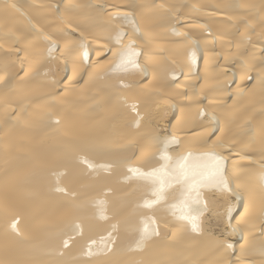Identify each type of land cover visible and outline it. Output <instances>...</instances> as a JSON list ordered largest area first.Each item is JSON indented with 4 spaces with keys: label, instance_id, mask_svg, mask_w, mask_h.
Instances as JSON below:
<instances>
[{
    "label": "bare ground",
    "instance_id": "1",
    "mask_svg": "<svg viewBox=\"0 0 264 264\" xmlns=\"http://www.w3.org/2000/svg\"><path fill=\"white\" fill-rule=\"evenodd\" d=\"M173 138L232 190L199 189L195 232L129 171ZM262 173L264 0H0V264H264Z\"/></svg>",
    "mask_w": 264,
    "mask_h": 264
},
{
    "label": "snow or ice",
    "instance_id": "2",
    "mask_svg": "<svg viewBox=\"0 0 264 264\" xmlns=\"http://www.w3.org/2000/svg\"><path fill=\"white\" fill-rule=\"evenodd\" d=\"M123 18L128 20L129 14L125 13ZM137 31H139V29H137ZM122 35V33H117V43L122 42ZM45 39H48V37H45ZM133 44L134 42L130 41L127 47L114 54L119 57V60L115 65L116 68H123L127 70L129 68L139 67L135 60V57L139 55V52L134 49ZM80 47L84 49L83 58L84 61L87 62L89 59V51L83 44H81ZM54 50H59L55 41H53L51 46H49V54H51ZM132 108L135 110V105H132ZM174 142H176L174 138L171 141L165 142L163 149H161L159 153V161L162 162L160 163L159 167H153L147 172L132 168H129V171L139 179L146 181L152 188V195L154 199L146 200L143 205L145 208L151 209L153 206L158 205L161 202H165L167 196L166 190L171 188L174 184L182 191V194H186V198L183 202L186 206V211L181 218L187 220L190 223L192 230L195 232L199 230V216L202 215L208 207L206 201L204 202L203 208L199 207L201 203L199 189L207 184H211L216 188L222 189L223 191L231 192L232 190L230 188L229 182L224 179V176L220 171L219 164H217L214 172L207 173L204 170L193 169L189 166L188 161L191 158V153H189L187 156H181L173 159V157L168 154V144ZM204 155L212 159L219 160V157H217L214 153H205ZM81 162L86 163L89 168L94 167L87 160L82 159ZM260 179L262 182H264V173L261 174ZM62 190L63 189L57 188V191ZM194 191L196 192V198L194 201H192V204L197 205L196 207H193L192 204L189 203L191 200V194ZM236 199L241 200L242 197L237 195ZM234 210L235 206L229 204L226 211L229 221L232 218V213ZM17 225L18 221L14 219L11 223V228L13 231L18 230ZM77 227H79V225H77ZM150 235L151 233L146 227L144 229V235L142 236V239H145ZM65 245H67V241H65ZM228 247L231 248L232 245L228 244Z\"/></svg>",
    "mask_w": 264,
    "mask_h": 264
}]
</instances>
